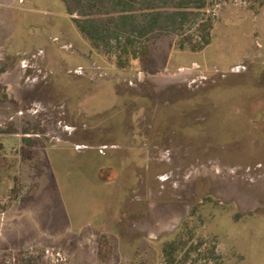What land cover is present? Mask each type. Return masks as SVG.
<instances>
[{"label": "rangeland", "instance_id": "obj_1", "mask_svg": "<svg viewBox=\"0 0 264 264\" xmlns=\"http://www.w3.org/2000/svg\"><path fill=\"white\" fill-rule=\"evenodd\" d=\"M84 4L0 0V264H163L185 220L264 264V0L164 15L128 69Z\"/></svg>", "mask_w": 264, "mask_h": 264}, {"label": "trees", "instance_id": "obj_2", "mask_svg": "<svg viewBox=\"0 0 264 264\" xmlns=\"http://www.w3.org/2000/svg\"><path fill=\"white\" fill-rule=\"evenodd\" d=\"M82 1H85V4L81 14L87 23H79L80 30L93 41L101 37L113 38L115 44L109 53L114 57L115 65L119 69H128L132 61L149 57L151 46L149 42H143V39L162 26L161 18L164 15L174 22L178 17L185 20L189 8H206L207 0ZM206 21L199 24L197 39L184 38L176 42L177 46L194 52L205 49L212 41L213 28L212 19ZM197 228L198 225L192 226L189 220L181 224L174 237L163 244V264H189L193 261L192 254H196L197 259L203 260L204 264L220 259L216 240L211 239L209 245L202 240L195 241ZM204 248L206 249L203 250ZM198 260H195L194 264Z\"/></svg>", "mask_w": 264, "mask_h": 264}]
</instances>
